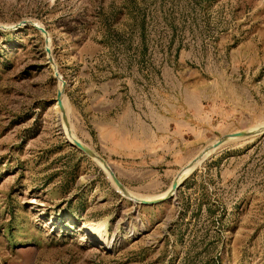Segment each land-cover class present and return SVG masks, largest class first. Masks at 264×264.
<instances>
[{"label": "rangeland", "instance_id": "obj_1", "mask_svg": "<svg viewBox=\"0 0 264 264\" xmlns=\"http://www.w3.org/2000/svg\"><path fill=\"white\" fill-rule=\"evenodd\" d=\"M175 104L163 160L139 120ZM258 128L264 0H0V264H264V133L131 199Z\"/></svg>", "mask_w": 264, "mask_h": 264}, {"label": "water", "instance_id": "obj_2", "mask_svg": "<svg viewBox=\"0 0 264 264\" xmlns=\"http://www.w3.org/2000/svg\"><path fill=\"white\" fill-rule=\"evenodd\" d=\"M23 24H31L35 28L39 29L46 36L48 35L47 31L43 27L39 26L38 24H36L32 20L24 21ZM51 62L53 63V60H51ZM53 65H54V63H53ZM54 67H55V75H56V77L57 78H61V76L59 75V72L56 69V66H54ZM65 86H66V84L64 82L63 88L58 90V105H59V107L61 108V110L64 113V118H65V122H66L67 126H69V121L67 119L65 106H64V102H63V99H64L63 96L65 95ZM263 133H264V128H262V129L258 128V129L241 130V131H236V132H232V133L223 135L222 137H220L219 139L216 140V142H215V144L213 146L205 148V150L203 152L198 154L191 162H189L185 167H183L179 171V174L175 177V179H174V181H173V183H172V185H171V187L169 189V192L164 197L155 198V199H147V200H144V199L143 200H139V199L131 198V197H129V198H131L135 202L140 203L142 205H152V204L160 203V202L165 201V200H169V199L173 198L175 193L178 191L180 185L182 184L183 180L189 175V173H191L197 167V165L206 158L205 155H207V153H209V151L219 148L221 145H223L224 143H226V142H228L230 140H233V139H236V138L253 137V136H257L259 134H263ZM70 143L73 146H75L78 149H80L81 151H83L88 156H90L92 158H96L97 160H99L103 164H105V166L109 170V174H110V177H111L112 181L118 187V189H120L123 192L126 190L124 184L119 180V178L117 177V175L115 174V172L113 171L111 166L96 151H94L93 149H91L90 147L85 145L79 139H76L75 142H70ZM189 170H190V172L185 175L186 171H189Z\"/></svg>", "mask_w": 264, "mask_h": 264}, {"label": "crops", "instance_id": "obj_3", "mask_svg": "<svg viewBox=\"0 0 264 264\" xmlns=\"http://www.w3.org/2000/svg\"><path fill=\"white\" fill-rule=\"evenodd\" d=\"M176 106V104L170 106L164 114H155L150 121L147 119L139 120L142 133L152 131L155 136L161 133L166 136L165 139H167V141L163 144V152L165 151V154L162 156L163 160L174 157V155L175 157H179L180 154V157H183V152L190 150L189 147L191 141L188 140L182 132H179L177 128L179 126V122L172 114V111L174 110L173 107ZM124 149L131 148L124 147Z\"/></svg>", "mask_w": 264, "mask_h": 264}, {"label": "bare ground", "instance_id": "obj_4", "mask_svg": "<svg viewBox=\"0 0 264 264\" xmlns=\"http://www.w3.org/2000/svg\"><path fill=\"white\" fill-rule=\"evenodd\" d=\"M60 89H62V87L60 88ZM59 106V105H58ZM59 109L61 110V108L59 107ZM62 111V110H61ZM60 111V113H62ZM64 114V113H63ZM61 119L63 120V122H64V118L63 117H61ZM66 124V123H65ZM64 125V124H63ZM65 130H66V127H65ZM66 137L68 138V139H71V140H74V141H76V139L71 135V133H70V130H69V132H68V130H66ZM188 171H186V173H187ZM185 173V174H186Z\"/></svg>", "mask_w": 264, "mask_h": 264}]
</instances>
